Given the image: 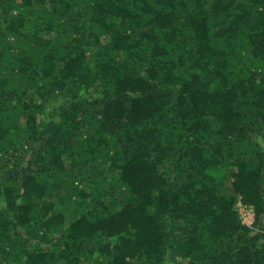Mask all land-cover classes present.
<instances>
[{"label":"trees","instance_id":"1","mask_svg":"<svg viewBox=\"0 0 264 264\" xmlns=\"http://www.w3.org/2000/svg\"><path fill=\"white\" fill-rule=\"evenodd\" d=\"M0 158V264H264V0H0Z\"/></svg>","mask_w":264,"mask_h":264},{"label":"rangeland","instance_id":"2","mask_svg":"<svg viewBox=\"0 0 264 264\" xmlns=\"http://www.w3.org/2000/svg\"><path fill=\"white\" fill-rule=\"evenodd\" d=\"M1 171H2V162L0 158V174ZM237 209L241 214L243 221L249 225H253V222L255 220L254 210L251 207L242 204L241 202L237 204Z\"/></svg>","mask_w":264,"mask_h":264}]
</instances>
